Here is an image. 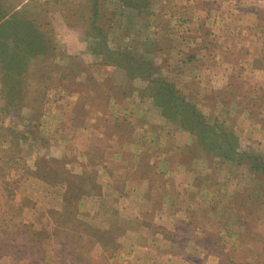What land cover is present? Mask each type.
Here are the masks:
<instances>
[{"label":"rangeland","instance_id":"374dc122","mask_svg":"<svg viewBox=\"0 0 264 264\" xmlns=\"http://www.w3.org/2000/svg\"><path fill=\"white\" fill-rule=\"evenodd\" d=\"M0 264H264V0H0Z\"/></svg>","mask_w":264,"mask_h":264},{"label":"trees","instance_id":"16d2710c","mask_svg":"<svg viewBox=\"0 0 264 264\" xmlns=\"http://www.w3.org/2000/svg\"><path fill=\"white\" fill-rule=\"evenodd\" d=\"M157 98H155V103L158 105H162V91L160 89L157 88ZM170 96H173V94L171 93Z\"/></svg>","mask_w":264,"mask_h":264}]
</instances>
